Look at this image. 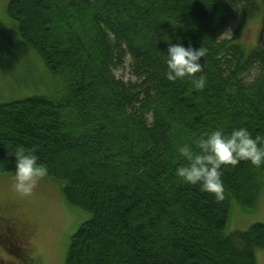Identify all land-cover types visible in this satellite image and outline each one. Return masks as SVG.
Instances as JSON below:
<instances>
[{"label":"trees","instance_id":"obj_1","mask_svg":"<svg viewBox=\"0 0 264 264\" xmlns=\"http://www.w3.org/2000/svg\"><path fill=\"white\" fill-rule=\"evenodd\" d=\"M5 13L49 81L0 103V176L23 147L89 214L65 264H257L264 224L226 227L234 204L256 210L264 167L224 166L221 201L175 169L193 135L245 127L264 138V0H10ZM170 43L205 50L203 90L166 78ZM128 63L134 81L116 74Z\"/></svg>","mask_w":264,"mask_h":264},{"label":"rangeland","instance_id":"obj_2","mask_svg":"<svg viewBox=\"0 0 264 264\" xmlns=\"http://www.w3.org/2000/svg\"><path fill=\"white\" fill-rule=\"evenodd\" d=\"M9 1L0 0V103L42 93L49 81L35 54L19 41L15 28L9 25L12 22L5 13ZM262 25V19L249 24L244 40L256 43ZM234 30L235 25H230L223 37L230 38ZM129 64L116 74L134 81ZM255 76L253 73L246 81L251 82ZM14 174L0 176V264H17V254L22 257L20 264H65L70 238L90 218L89 214L70 206L61 185L45 177L30 194L17 192ZM256 223L264 224V191L254 212L245 213L234 204L226 231H246ZM256 261L264 264V250L256 253Z\"/></svg>","mask_w":264,"mask_h":264},{"label":"clouds","instance_id":"obj_3","mask_svg":"<svg viewBox=\"0 0 264 264\" xmlns=\"http://www.w3.org/2000/svg\"><path fill=\"white\" fill-rule=\"evenodd\" d=\"M166 55L169 81L190 77L195 89L206 87L207 79L199 63L205 55L202 47L195 49L182 43H170ZM178 152L186 163L176 167V177L186 184L199 185L201 191L214 194L217 201L224 199V166H237L241 161H247L257 168L264 167V138L253 137L245 127L233 128L230 133L213 129L198 137L193 135L189 143L178 148ZM13 155L16 157L14 188L21 194H30L37 182L47 175L48 169L38 162L34 152H26L23 147H16Z\"/></svg>","mask_w":264,"mask_h":264},{"label":"flooded vegetation","instance_id":"obj_4","mask_svg":"<svg viewBox=\"0 0 264 264\" xmlns=\"http://www.w3.org/2000/svg\"><path fill=\"white\" fill-rule=\"evenodd\" d=\"M1 238H3V237L1 236Z\"/></svg>","mask_w":264,"mask_h":264}]
</instances>
